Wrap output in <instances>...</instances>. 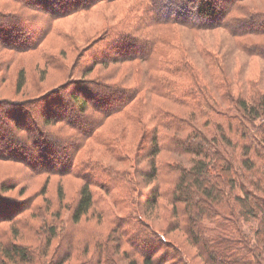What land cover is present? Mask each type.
<instances>
[{"label":"trees","instance_id":"trees-1","mask_svg":"<svg viewBox=\"0 0 264 264\" xmlns=\"http://www.w3.org/2000/svg\"><path fill=\"white\" fill-rule=\"evenodd\" d=\"M116 1L0 0V53L42 52L43 61L59 68V60L45 47L54 25L98 4ZM254 2L128 0L129 8L122 19L102 33L101 40L106 43L88 49L92 50L90 60L82 64L77 58L65 69L70 75L68 82L26 100L0 97V160L24 164L35 174L47 171L48 175L82 179L81 196L73 213L74 222H79L93 207V187H103V175L115 176L123 184L128 172L99 160L88 165L77 163V152L88 140L100 138L106 120L132 106L142 94L164 98L184 109L171 112L167 107H154L155 124L142 130L136 147L135 159L139 163L148 159L151 166L144 177L155 181L158 156L164 150L188 158L186 165L181 161L170 164L179 178L173 197L166 202L176 211L184 209L189 239L197 246L198 255L214 264H264V90L259 91L261 103H250L242 92L259 85L254 78L242 72L231 77L220 51L179 38L182 27L195 33L223 27L234 37L264 36V9ZM235 46L264 60V40ZM78 66L82 76L75 79ZM98 66L111 68L110 74L126 67L130 77L86 76ZM236 84H243L242 97L234 95ZM137 120L143 123L144 118L139 115ZM52 126H58L57 133L47 131ZM103 143L111 153L115 141ZM59 193L62 198L61 186ZM162 193L160 188L154 191L156 203ZM136 211L140 213L135 218L144 225L147 220L141 209ZM182 222L177 221V228L184 232ZM249 222L258 225L246 229ZM234 225L238 226L236 237L233 232L229 234V227ZM149 238L146 245L154 249L144 253V264H163L164 255L159 261L155 259L162 241L153 234ZM14 249L24 260L27 249L18 245ZM178 251L180 257L188 255L182 248ZM181 261L184 264L183 258ZM2 262H6L5 256Z\"/></svg>","mask_w":264,"mask_h":264},{"label":"rangeland","instance_id":"rangeland-1","mask_svg":"<svg viewBox=\"0 0 264 264\" xmlns=\"http://www.w3.org/2000/svg\"><path fill=\"white\" fill-rule=\"evenodd\" d=\"M255 1L259 8L264 9V0ZM128 8V0L101 3L89 12H80L56 23L45 47L50 55L59 60V68L43 61L42 52L16 54L13 51H1L0 97L13 101L26 100L68 82L70 75L65 69L76 63L77 58L82 64L86 59L90 60L91 51L106 43L101 40L102 33L109 25H116ZM195 32L182 27L179 38L191 44L199 41L212 51H220L224 67L231 77L242 72L259 83L257 87L251 85V89L243 88V92V84H236V98L242 92V96H246L250 103H261L259 91L264 90V60L249 56L235 44L259 43L264 40V36L234 37L223 27ZM94 41L99 44L95 45ZM90 47L91 51L88 50ZM109 69L98 66L86 76L93 78L112 74L118 80L130 77L131 71L126 70V67L111 71V74L107 73ZM22 70H25V80L19 90ZM81 76V67L78 66L73 78ZM145 95L149 98L145 99ZM168 101L151 94H142L132 106L106 120L102 132H99L100 138L88 140L77 152V163L88 165L99 160L101 164H110L122 172H128L123 184L115 176L103 175V187H93V207L79 222H74L73 213L81 196L82 179L74 175H48L47 171L35 174L24 164L0 160V264H133L134 260L136 264H144L142 256L154 249L146 245L151 234L163 243L155 252L157 260L164 255L163 264H182V258L184 264H214L211 259L201 258L197 246L189 239L188 218L184 209L179 207L176 211L172 204L166 202L173 197L179 178V172H175L170 164L181 161L186 165L188 158L176 157L164 150L158 156L155 181L150 182L143 175L151 171L149 160L139 163L135 159L142 130L155 124L152 120L154 107H167L171 112L184 109ZM41 105H38V109ZM141 109L145 110V114H141ZM139 115L143 116V123L138 122ZM49 128V132H58V126ZM162 132L171 134L174 131L162 129ZM103 140L115 141L111 153L106 150ZM71 150L75 155L74 150ZM174 158L178 159L174 161ZM60 186L63 189L62 198ZM158 188L163 193L156 203L153 197ZM140 209L147 220L144 225L139 217L135 218L140 213L136 210ZM179 220L183 221L181 227L186 228L184 232L177 228ZM257 225L249 222L245 228ZM231 232L236 237L238 226L229 227V234ZM169 244L172 247H168ZM15 245L27 249L24 260L15 251ZM177 247L188 255L178 256ZM2 256H5L6 262H2Z\"/></svg>","mask_w":264,"mask_h":264}]
</instances>
